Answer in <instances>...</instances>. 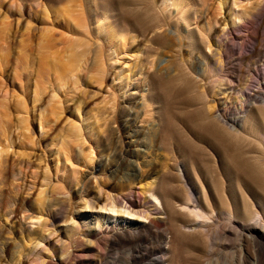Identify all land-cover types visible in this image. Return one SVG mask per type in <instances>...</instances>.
I'll list each match as a JSON object with an SVG mask.
<instances>
[{"label": "rangeland", "instance_id": "obj_1", "mask_svg": "<svg viewBox=\"0 0 264 264\" xmlns=\"http://www.w3.org/2000/svg\"><path fill=\"white\" fill-rule=\"evenodd\" d=\"M262 21L264 0H0V264H264Z\"/></svg>", "mask_w": 264, "mask_h": 264}, {"label": "bare ground", "instance_id": "obj_2", "mask_svg": "<svg viewBox=\"0 0 264 264\" xmlns=\"http://www.w3.org/2000/svg\"><path fill=\"white\" fill-rule=\"evenodd\" d=\"M245 16V15H244ZM238 21V20H237ZM264 27V21H262L261 23H260V25H259V28H263ZM146 103H147V101H145ZM144 102V103H145ZM145 103V104H146ZM244 104H246V106L248 105V102H244ZM149 106V105H148ZM146 111H145V116H148L149 118H151L152 119V114H151V110H153L152 108H151V110H150V108L149 109H147V105H146ZM148 118V119H149ZM145 119H147V117L145 118ZM204 131L206 132V134L208 135V136H210L211 134H210V131H209V129H207L206 127H204ZM179 165V164H178ZM237 166H239V165H235V168L234 169H236L237 170V172L239 173L241 170H238V167ZM240 169V168H239ZM235 170V171H236ZM170 172V170H169V168L167 167V168H164V170H163V173L164 174H168ZM144 194H145V200L147 201V203H150L152 206H153V208L155 209V210H157V209H159L160 207H161V201H160V199H159V196H157V194L152 190V186L150 187V188H146V190L144 191ZM183 207H182V209L184 210V211H186V212H188V214L190 215V216H192L193 218H194V221H196V222H199V223H202V224H208V225H211V224H213V223H215V219H214V215L212 214V213H210V214H208V213H205V212H203V211H200V210H196L195 208H192V210H190V207H189V204H188V202H186L184 205H182ZM175 207V206H174ZM101 209V208H100ZM110 211L109 212H113V213H116V212H118V211H116L115 209H116V207H115V204H114V202H112V201H110ZM120 213V212H119ZM138 214V213H137ZM12 215H14L13 217H14V219L15 218H18V221H21V222H24V223H26V221H27V219H25L24 217H22V216H19L20 215V213L18 212V214H13L12 213ZM128 215V214H127ZM257 215V214H256ZM18 216V217H17ZM255 217V216H254ZM112 218V217H111ZM100 220H97L96 221V226L97 227H99V226H103V224L105 225V224H107V222L106 221H102V222H99ZM35 222V221H34ZM33 223V222H32ZM151 223V222H150ZM34 224V223H33ZM29 225H31V222H30V224ZM184 228V230L186 231V232H188V230H190V228H188V230H187V228H185V227H183ZM188 233H191V232H188ZM28 237V236H27ZM28 238H30V237H28ZM255 238H257V239H260V240H262L263 238H264V235L261 233V234H255ZM173 239H174V237H173ZM171 240V239H170ZM174 242H175V240H174ZM39 245V244H38ZM37 245V246H38ZM35 247H36V245H35ZM8 251H10V247L8 246ZM180 253H181V246H178V248L175 250V254H176V257H178V256H180ZM16 262H20V259H18ZM14 264H16V263H14Z\"/></svg>", "mask_w": 264, "mask_h": 264}]
</instances>
